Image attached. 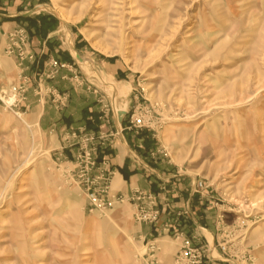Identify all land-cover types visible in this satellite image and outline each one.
I'll use <instances>...</instances> for the list:
<instances>
[{"label":"rangeland","instance_id":"obj_1","mask_svg":"<svg viewBox=\"0 0 264 264\" xmlns=\"http://www.w3.org/2000/svg\"><path fill=\"white\" fill-rule=\"evenodd\" d=\"M41 1L36 12L62 24L58 42L90 50L81 59L71 51L101 120L87 149L90 133L75 132L73 153L55 152L19 109L25 99L13 109L0 100V264H151L154 241L158 264H175L185 242L216 264H264V0ZM119 88L126 94L117 98ZM119 108L122 132L147 134L146 157L188 178L178 182L185 196L191 179L204 183L193 191L203 204L180 217L211 230L212 241L204 231L140 241L130 204L93 206L97 188L81 178L85 154L93 175L108 171L99 166L98 132L114 130Z\"/></svg>","mask_w":264,"mask_h":264},{"label":"crops","instance_id":"obj_2","mask_svg":"<svg viewBox=\"0 0 264 264\" xmlns=\"http://www.w3.org/2000/svg\"><path fill=\"white\" fill-rule=\"evenodd\" d=\"M43 4L41 0H0V57L7 60L8 66L0 65V90L13 86L26 87L25 100L19 109L31 120L37 121L39 129L55 145V152L65 150L67 154H72L69 148L72 147L71 138L75 132L94 134L92 130L101 120V102L89 95L90 79L80 80L78 77L81 68L75 56L77 53L89 55L90 50L81 46V41L72 40L71 50L76 54L74 56L70 49L67 51L57 39L62 24L52 15L36 12ZM21 29L29 35L28 53L33 56V59L27 58L23 62L16 55L10 57L7 54L11 34ZM77 57L80 58L78 54ZM52 62L63 67L53 77ZM118 125L114 124V130L101 126L106 131L98 132L102 140L99 143V166L112 174L110 199L121 197L131 200L137 193L150 194L159 199L160 224L155 227L136 223V238L140 241L155 238L159 241L162 237L172 240L191 233L193 239L199 232H212L194 218L180 217L185 208L203 204V197L193 194L197 182L191 179L194 187L190 192L186 191L188 194L185 196V188L178 182L188 178L182 179L176 170L162 167L146 157L142 141L147 134L135 137L130 130L122 132ZM120 186L121 189L112 196L113 189ZM163 188L166 191L162 193ZM126 203L135 208L132 202Z\"/></svg>","mask_w":264,"mask_h":264},{"label":"built area","instance_id":"obj_3","mask_svg":"<svg viewBox=\"0 0 264 264\" xmlns=\"http://www.w3.org/2000/svg\"><path fill=\"white\" fill-rule=\"evenodd\" d=\"M10 41L11 44L7 50L8 56L16 55L21 62H23L27 58L33 59V56L28 53L30 38L28 33L24 29L18 30L15 33L11 34ZM50 67L52 69V77L54 76L57 70L63 68L55 62H52ZM26 92L27 88L24 86L14 87L7 91L6 94L2 93L3 95L0 100L5 105V100L9 99L10 101H13V105L9 107L13 109V107L15 108L20 102H22V100L25 99ZM143 124H145V122L143 123V120L140 118H133L131 120V125L134 128H141L143 127ZM84 139V149H87L89 145L93 144V141H95V135L91 133L85 134ZM95 151L96 149L94 150V152ZM85 157L86 161H88L89 164L84 169V172H82L81 178L83 179V182H85L87 185L92 187L95 186V188H97L93 190L94 193L90 196L93 206L96 207V209H99L101 212H104L113 208L117 204H124L127 201L132 202L136 210V223L152 225L155 227L156 225H158L161 218V212L158 209L156 197L150 194L137 193L136 197H133L131 200H126L125 198L121 197L117 199H110L109 192L111 187L112 174L109 171H98L96 175H93L94 173L92 172L93 168H95V165L94 163L91 164L90 161H94V159H92L90 153H86ZM195 188L199 192L204 190V183H197ZM88 191H91V188H89ZM148 246L151 253V255L148 256V261H152L151 264H158L156 260V241L152 242L151 244H148ZM222 250L225 251V248L222 247ZM216 263V259L210 257L209 255H206L204 247H192L189 242H185L183 244L182 248H180V252L175 258V264Z\"/></svg>","mask_w":264,"mask_h":264},{"label":"bare ground","instance_id":"obj_4","mask_svg":"<svg viewBox=\"0 0 264 264\" xmlns=\"http://www.w3.org/2000/svg\"><path fill=\"white\" fill-rule=\"evenodd\" d=\"M54 3L55 4H57V0H54ZM108 86V85H107ZM114 94H116L115 96L117 97V98H119V97H121L122 95H125L126 94V91H125V89H123V88H119L118 90L117 89H114ZM7 100H9V99H7ZM7 100H5V101H7ZM119 100V99H118ZM113 101V100H112ZM8 102V104H12V102L13 101H7ZM121 108V107H120ZM118 109V110H116V118H117V123L119 124L120 123V118H121V115L123 114V113H125V111H124V109ZM208 235H209V237H210V241H212V236H211V234L210 233H207Z\"/></svg>","mask_w":264,"mask_h":264},{"label":"water","instance_id":"obj_5","mask_svg":"<svg viewBox=\"0 0 264 264\" xmlns=\"http://www.w3.org/2000/svg\"><path fill=\"white\" fill-rule=\"evenodd\" d=\"M125 113H123L122 115H121V118H120V124H123L124 123V118H125Z\"/></svg>","mask_w":264,"mask_h":264}]
</instances>
